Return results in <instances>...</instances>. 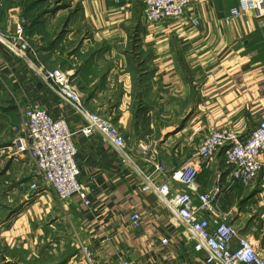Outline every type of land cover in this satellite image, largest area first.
I'll use <instances>...</instances> for the list:
<instances>
[{
  "label": "crops",
  "instance_id": "crops-1",
  "mask_svg": "<svg viewBox=\"0 0 264 264\" xmlns=\"http://www.w3.org/2000/svg\"><path fill=\"white\" fill-rule=\"evenodd\" d=\"M32 2L0 0V264H88L84 245L100 264H206L180 217L143 190L152 154L171 171L192 166L203 191L222 169L218 213L206 215L227 217L264 255V169L253 188L231 183L221 152L198 163L203 135L195 131L201 123L205 135L246 133L264 119V19L254 11L227 19L238 0H191L182 16L153 22L141 0H55L30 20ZM23 19L33 44L27 56L5 40ZM58 68L86 108L109 117L126 140L124 155L100 134L76 136L90 204L78 195L61 203L51 191L27 201L33 163L7 151L30 109L46 108L74 128L86 123L44 77ZM17 200L9 216L4 202Z\"/></svg>",
  "mask_w": 264,
  "mask_h": 264
},
{
  "label": "built area",
  "instance_id": "built-area-1",
  "mask_svg": "<svg viewBox=\"0 0 264 264\" xmlns=\"http://www.w3.org/2000/svg\"><path fill=\"white\" fill-rule=\"evenodd\" d=\"M141 1L146 21L153 22L182 16L191 0ZM238 2L227 19L245 15L249 11H254L264 19V0ZM28 26L29 22L23 19L16 25L15 33L5 39L19 56H27V52L33 50L26 32ZM43 74L69 102L83 111L86 123L80 128H74L66 119L53 117L46 108L30 109L26 112L23 133L7 151L14 156L26 155L34 165L28 201L33 196L51 191L61 203L78 195L90 204L80 180L76 136L100 134L114 143L124 155H127L126 140L121 128L109 117L86 108L78 87L67 71L58 68ZM195 131L203 135L197 148L198 163H212L221 152L231 183L245 189L257 184L264 169V119L246 133L225 127L213 128L205 135L201 123L195 127ZM150 160L154 168L151 174L145 176L143 190L155 191L180 217L195 239V250L204 254L206 264H264V255L257 249L256 243L246 236H240L236 225L227 217L219 214L211 219L206 215L218 213L217 199L221 191L222 169L216 170L217 181L212 189L203 191L196 181L192 166L171 171L167 163L155 154L150 156ZM161 173H168V177L156 179V175ZM183 184L185 188L179 189L178 185ZM202 213L205 216H201ZM140 219V214L134 212L131 216L132 225L138 227ZM234 239L238 241L236 244ZM82 251L88 264H100L90 247L84 245ZM113 264L130 262L121 260Z\"/></svg>",
  "mask_w": 264,
  "mask_h": 264
},
{
  "label": "rangeland",
  "instance_id": "rangeland-1",
  "mask_svg": "<svg viewBox=\"0 0 264 264\" xmlns=\"http://www.w3.org/2000/svg\"><path fill=\"white\" fill-rule=\"evenodd\" d=\"M32 1H33L32 4H33V6H36V9H34L33 12H30L31 14H28L27 17L30 20H33L32 18L35 17L34 15H37V14L43 15L45 10L47 11V10H50L52 8H55V4H54L55 0H32ZM29 28L30 27H28V29L26 31L28 37H29V32H28ZM29 39H30V37H29ZM30 42H31V39H30ZM31 45H33L32 42H31ZM23 131H24V126L21 129L19 135L22 134ZM33 171H34V165H33ZM0 202H2V201H0ZM4 203L7 206V207H5V209L7 211L6 213H9V216H11L14 213L13 211H15L17 208H20L21 201L17 200V201H9V202H4Z\"/></svg>",
  "mask_w": 264,
  "mask_h": 264
}]
</instances>
